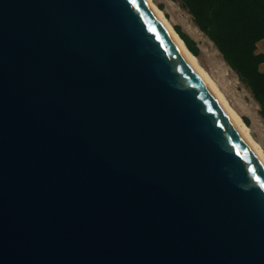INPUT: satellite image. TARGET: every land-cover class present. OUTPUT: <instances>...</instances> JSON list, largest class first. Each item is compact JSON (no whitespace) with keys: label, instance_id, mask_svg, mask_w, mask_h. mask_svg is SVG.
Returning a JSON list of instances; mask_svg holds the SVG:
<instances>
[{"label":"water","instance_id":"water-1","mask_svg":"<svg viewBox=\"0 0 264 264\" xmlns=\"http://www.w3.org/2000/svg\"><path fill=\"white\" fill-rule=\"evenodd\" d=\"M0 264H264V168L143 0H0Z\"/></svg>","mask_w":264,"mask_h":264},{"label":"rangeland","instance_id":"rangeland-1","mask_svg":"<svg viewBox=\"0 0 264 264\" xmlns=\"http://www.w3.org/2000/svg\"><path fill=\"white\" fill-rule=\"evenodd\" d=\"M151 1L162 11L174 29L176 26L179 27L193 41L196 49L194 54L199 65L214 81L229 105L249 126L251 136L261 146L264 153V115L261 112L262 106L255 90L225 60L207 30L211 25L218 24L220 29L221 27L226 28L235 25L234 22L222 18L228 9L224 7L221 10V0H207L208 9L210 11L214 10L215 15L205 18L206 24L210 25V27L205 28L204 20L202 21L203 26L196 19L185 0ZM253 9H258V7L256 6ZM221 24L226 25L221 26ZM230 36L234 41H237L234 34H230ZM258 86L261 85L258 84Z\"/></svg>","mask_w":264,"mask_h":264},{"label":"trees","instance_id":"trees-1","mask_svg":"<svg viewBox=\"0 0 264 264\" xmlns=\"http://www.w3.org/2000/svg\"><path fill=\"white\" fill-rule=\"evenodd\" d=\"M185 1L199 23L203 25L204 20L203 26L210 27L205 18L215 15V12L208 9L207 0ZM256 6L258 9L254 10ZM224 7L228 10L222 18L234 22L235 25L221 29L218 24L211 25L207 30L229 65L251 84L264 115V72L258 69V63L264 59V54L255 51L256 42L264 37V0H221V10ZM175 29L187 47L196 53L193 41L179 27L176 26ZM230 34H234L237 41Z\"/></svg>","mask_w":264,"mask_h":264},{"label":"bare ground","instance_id":"bare-ground-1","mask_svg":"<svg viewBox=\"0 0 264 264\" xmlns=\"http://www.w3.org/2000/svg\"><path fill=\"white\" fill-rule=\"evenodd\" d=\"M149 7L154 17L157 19L159 24L163 27L168 37L172 40L181 54L185 57L191 67L194 69L198 77L201 79L205 87L208 89L210 94L218 102V104L225 111L231 122L245 140L247 146L251 149L256 159L264 168V153L261 146L251 136L250 128L242 119V117L229 105L224 95L221 93L217 85L210 78L207 72L199 65L195 54L187 47L181 36L175 31L172 25L168 22L162 11L151 1L143 0Z\"/></svg>","mask_w":264,"mask_h":264},{"label":"crops","instance_id":"crops-1","mask_svg":"<svg viewBox=\"0 0 264 264\" xmlns=\"http://www.w3.org/2000/svg\"><path fill=\"white\" fill-rule=\"evenodd\" d=\"M256 50L264 54V37L256 42ZM258 69L264 72V59L258 63Z\"/></svg>","mask_w":264,"mask_h":264}]
</instances>
